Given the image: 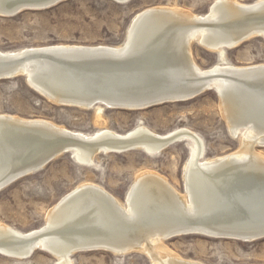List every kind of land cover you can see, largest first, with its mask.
I'll list each match as a JSON object with an SVG mask.
<instances>
[{"label": "bare ground", "instance_id": "1", "mask_svg": "<svg viewBox=\"0 0 264 264\" xmlns=\"http://www.w3.org/2000/svg\"><path fill=\"white\" fill-rule=\"evenodd\" d=\"M113 1L116 3L129 2V0ZM220 4L224 5L225 12L230 15L235 13L236 6L260 5L264 4V0H254L249 3L237 0H214L208 13L204 15L192 14L178 7H148L132 17L123 43L115 46L51 44L0 51V54L13 56L24 54L28 51L27 49L45 48L42 50H47L50 46L55 48L97 47L114 51V57L118 59L117 64H125L121 67L122 69L140 67L142 74L139 78L146 76L138 80V85L117 86L123 89L126 85L125 89H132V92L137 94L131 103L113 105L120 104L116 103L119 98L113 94L92 95L101 97L98 99L104 100V105L111 106L109 109L123 107L126 108L124 110H141L140 107L144 109L145 105L153 101L174 97L185 99L188 98L193 87L201 85L203 88L217 90L222 115L227 119V130L232 137L240 136V146L235 151L206 158L202 140L187 128H176L159 134L139 125L123 133L105 127L92 134H85L81 131L69 130L46 119L0 114V176L12 170H21L22 167H24L23 170L35 167L36 162L55 143L53 138L56 139L57 134L61 132L84 138L95 137L94 141L74 140L75 144H71L73 147L71 158L75 162L86 165L93 163L95 155L101 154V149H104L102 154H108L107 151L111 148L118 150L126 144V139L139 145L137 147L139 150L151 156L168 147L170 145L168 143L172 140L184 141L188 138L193 141L182 169L183 193H179L171 186L165 177L150 170L140 172L136 176L126 193L125 202L116 200L110 193L93 183H82L70 193L68 192L69 194L66 193L67 196L64 195L66 197L61 203L59 201L63 196L48 210L45 222L41 226L42 230L38 228L41 230L39 237L36 236L38 233L35 228L20 231L0 223V243L6 246H0V255L25 259L18 256L22 253L15 255L7 247L14 244L12 242L15 240L12 239V235L20 237V235L27 234L36 236L28 246L29 249L34 247L49 252L57 258V264H70L71 255L79 250H108L118 254L122 250L134 248L149 255L152 264H202L167 252L164 241L171 236L183 235L181 233L185 232L204 235V233H213L214 230L224 227L229 230L238 229L241 232L248 230L243 227L234 228L230 224L225 225L222 223V218H225L230 211L226 207V196L230 191L225 192L227 187L229 186L230 189V186L238 181L239 186L240 182L244 184V190L248 185L246 181L248 177L264 172V156L256 148L257 146L264 147V119L260 120L262 118L260 116H264V100L261 97L263 94L257 89L256 93L254 92L255 96L251 95L250 99H248V93L243 97H237L236 83L230 78L216 74L225 71L235 72L233 70L243 72L247 69L264 67V63L234 65L225 61V50L222 48L225 42L223 41L233 39L231 42L237 44L240 40L234 36L238 31L237 28L229 23L232 17L217 20L219 12L216 13L213 10L218 9L219 7L214 6ZM147 11L150 12L149 19L140 26L142 13ZM203 18H208L212 22L216 18V25L208 28L198 26L194 22ZM256 33L264 38V30L260 28L259 30L254 29L251 33L247 32L243 37H248L247 40H249ZM196 37L201 46L215 51L219 56L218 62L209 68H200L192 57L190 43ZM115 63L111 65L117 66ZM28 64L31 68L35 65L34 71H28L29 76L39 73L41 74L40 79L37 76L35 79L50 85L51 79L46 73L39 72L40 67L36 66V62ZM228 74L230 77L233 75V73ZM240 78L249 79V77ZM191 79L195 82L192 83ZM253 79L258 80L259 78L253 76ZM145 80L147 83L140 85ZM133 85L138 87H132ZM64 89L60 87L58 93H66ZM40 91L43 90L40 89ZM143 91L149 94L145 95ZM75 103L80 105L77 108L94 109L97 123L103 124L102 112L105 107L98 104L90 108L82 106L89 103ZM254 114L260 118L259 121L253 117ZM36 122L50 129L47 127L46 131L36 126V130L28 132L30 130H23L20 126L24 124L25 127L28 123L36 124ZM34 161H36L35 165ZM1 182L0 179V184ZM232 189L234 192V187ZM223 193H225L224 196ZM235 193V195L238 194V189ZM188 219H194L195 224L186 226ZM20 247L24 249L26 246Z\"/></svg>", "mask_w": 264, "mask_h": 264}, {"label": "rangeland", "instance_id": "2", "mask_svg": "<svg viewBox=\"0 0 264 264\" xmlns=\"http://www.w3.org/2000/svg\"><path fill=\"white\" fill-rule=\"evenodd\" d=\"M237 1L249 3L254 0ZM212 2L214 0H129L127 3L65 0L48 9L25 10L12 17L0 16V51L51 44L115 46L123 43L132 17L145 8L170 6L204 15ZM190 50L195 63L202 69L219 60L215 51L200 45L197 37L191 41ZM224 58L234 65L264 63V38L252 37L226 50ZM0 114L46 119L85 134L105 127L123 133L143 125L159 134L187 128L202 140L206 158L235 151L240 146V136L232 137L227 130V119L222 115L220 100L214 90H205L190 100L141 110L104 108L103 124H98L94 109L56 105L32 90L22 77H16L0 80ZM192 145V139L187 138L152 156L139 149L125 153H97L89 165L62 154L39 171L0 190V223L20 231L41 228L48 210L66 193L87 182L125 202L136 176L147 170L159 173L183 193L182 169ZM256 148L264 156V147ZM164 246L167 252L202 264L264 263V238L244 242L184 234L165 240ZM57 263L55 256L39 249L25 259L0 255V264ZM70 264H152V260L142 251L118 255L108 250H89L73 253Z\"/></svg>", "mask_w": 264, "mask_h": 264}, {"label": "water", "instance_id": "3", "mask_svg": "<svg viewBox=\"0 0 264 264\" xmlns=\"http://www.w3.org/2000/svg\"><path fill=\"white\" fill-rule=\"evenodd\" d=\"M65 0H0V16L1 17H12L16 14L25 11V10H41V9H48L51 7L56 6L57 4L63 2ZM38 4V5H37ZM218 9H214L213 11L218 13L219 16L217 20L226 19L228 17H232L229 20V23L233 25L234 28H237V32L234 36L240 40L237 44L231 42L233 39H227L223 41L222 48L226 51L228 49L234 48L241 44L242 42L247 40L248 37L244 38V34L247 32L251 33L254 29H262L264 30V4L258 5H248L246 7H237L234 8L235 13L230 14L225 12V8L223 4L218 6ZM210 10V9H209ZM141 21L139 25L146 20L149 19L150 12H143L142 13ZM198 26H206L208 28H212L213 25H216V18L215 21L212 22L208 20V18H203L201 20L194 21ZM140 25V26H141ZM249 36V35H248ZM250 35L249 37H251ZM253 37V36H252ZM254 37H260L259 33H256ZM244 38V39H243ZM55 48L53 46L48 47L47 50H42L45 48H33L27 49L28 51L24 54H17L16 56L7 55V54H0V80H7L16 77H22L25 83L35 92L43 96L44 98L48 99L52 103L60 106H71V107H78L75 102H82V103H89L88 105H82L84 107H93L95 105H102L105 108H111V106L104 105V100L98 99L101 97H93L92 95H102V94H113L119 100L116 103L120 104H113V105H121L125 103H131L135 100L136 95L133 90H127L126 85L121 88H117L122 84H134L138 85V80L143 78H139V75L142 74L140 72V67H133L129 70H124L123 63L117 64V57H114V51L106 50L104 48ZM219 57V56H218ZM135 59V58H134ZM36 62V66L40 67L39 72H44L48 75L51 79L50 85L45 82L44 84L41 80L35 79L36 76L40 79L41 74H32L29 76L28 71H34L35 65L31 68L28 63ZM115 64L117 66H113L111 64ZM222 61H220L221 63ZM38 63V64H37ZM128 64L130 62H127ZM219 72L216 75L220 77H227L232 79L236 83L237 87V97H243V95H247L248 99L254 95V92L259 89L260 92L263 94L261 97L264 100V67H258L254 69H247L241 70L243 72H239L236 70ZM228 73H233L232 77L229 76ZM213 75V74H212ZM152 76V75H151ZM258 77V80L253 79ZM240 77H249L248 80L241 79ZM202 78V77H200ZM192 80V83L195 81ZM176 81V80H174ZM147 80L140 83V85H145ZM34 84V85H33ZM38 86V88L36 86ZM132 87H138V86ZM166 84H164L165 86ZM60 87L65 88L66 93H58L60 91ZM254 87V88H253ZM43 91H40V89ZM147 89V87H145ZM144 88V89H145ZM143 89V90H144ZM206 90H213L212 88H203L201 85L198 87H193L191 92L189 93L188 98H165L159 101H153L152 103L145 105L146 107H151L154 105H159L167 102H177V101H185L190 100L197 95L201 94L203 91ZM253 90V91H252ZM215 93L218 95L217 90L214 88ZM144 92V91H143ZM142 92V93H143ZM256 93V92H255ZM84 94V95H82ZM144 94H149L147 91ZM143 94V95H144ZM254 98H252L253 100ZM54 100V101H52ZM118 107V106H117ZM121 109H126L123 107H119ZM143 107H140L142 109ZM128 109V108H127ZM251 116V115H250ZM249 116V117H250ZM257 118V120H263L264 116L257 117L255 114L253 116ZM249 119V118H248ZM12 122V121H11ZM23 127V130H30L28 132L36 130V126L42 127L43 130H46V125L28 123L27 126L24 127V124L20 125ZM49 128V127H48ZM50 129V128H49ZM47 131V130H46ZM95 137L91 138H84L79 137L70 133L61 132L57 134V138H53L55 143L51 145L48 151L40 158L38 162L34 161L33 164L36 162V166L23 170H12L8 174L0 176L1 184L0 190L4 187L8 186L9 184L15 182L16 180L29 175L31 173L37 172L50 163L56 157L62 154H69L70 157H73L72 151L73 147L71 144H75L74 140H82V141H94ZM179 140H172L168 144L172 145L173 143L178 142ZM181 141V140H180ZM57 142V143H56ZM126 144L122 145L118 150L111 148L108 150V153H124L132 150H137V144L131 142L130 139L125 140ZM70 145L71 147H66ZM168 145V146H170ZM101 153H104V149L100 150ZM142 151V150H141ZM144 152V151H143ZM146 153V152H145ZM147 154V153H146ZM35 165V164H34ZM248 185L243 190V183L240 182V186L238 181L236 184L231 185L230 189L229 186L226 189L228 194L226 196V207L230 210L226 215L225 218H222L223 224H230L234 228H241L248 229L246 231H238L232 230L229 228H220L218 230H214L213 233H204V236L212 237V238H222V239H231V240H238L244 242H251L258 239L264 238V172H258L254 176L251 175L247 178ZM238 189V194L235 195V191ZM70 193V192H69ZM68 193V194H69ZM223 196L225 193L222 194ZM67 196V194H66ZM63 196L60 199V203L66 197ZM254 219V220H252ZM219 220V219H218ZM187 225L195 224L194 219L186 220ZM244 222H247L244 224ZM255 224L251 226L250 224ZM174 225V224H173ZM250 225V226H248ZM248 226V227H246ZM42 228V227H41ZM40 228V229H41ZM186 228V227H184ZM36 230L38 233L36 236L39 237L41 234V230ZM232 230V231H231ZM192 232H185L181 234H191ZM34 235H27L24 236L20 235L14 236L12 239L13 241L11 246L8 245V249L10 252H14L15 255L17 253H22L21 255L23 258H29L37 248L29 249L30 243L36 238ZM176 236V235H175ZM171 236L169 238L175 237ZM167 238L166 240H168ZM3 245L0 243V246ZM5 246V245H3ZM20 246H26L24 249H20ZM6 247V246H5ZM90 251L93 249H89ZM82 250L76 251L80 252ZM139 251L138 249H129V250H122L118 253V255L127 254L129 252ZM75 252V253H76ZM12 253V254H14ZM13 255V256H15Z\"/></svg>", "mask_w": 264, "mask_h": 264}]
</instances>
